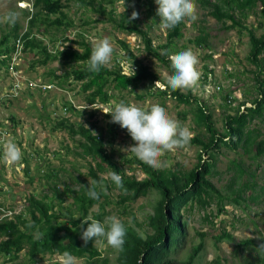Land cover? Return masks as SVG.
I'll list each match as a JSON object with an SVG mask.
<instances>
[{"label":"rangeland","instance_id":"obj_1","mask_svg":"<svg viewBox=\"0 0 264 264\" xmlns=\"http://www.w3.org/2000/svg\"><path fill=\"white\" fill-rule=\"evenodd\" d=\"M21 2H23L22 8H20ZM31 2L32 0H0V39L3 35L11 33L12 24L5 20V15L9 10L18 14L16 21L20 28L18 36L21 37L25 33L28 15L34 11ZM137 7L136 0L126 2L116 0L114 16H119L125 9L132 13ZM146 8L147 5H139L138 10L143 20L139 26L142 31H147L152 41V48L160 52L158 46L166 43L167 31L159 20L153 22L151 19H144ZM153 8L156 13L155 2H153ZM64 13L73 23L67 30L57 31L51 27L45 29V25L42 24L39 25L42 26L39 29L44 31L43 33L34 31L35 37L42 41V45L46 47L49 54H57L65 47L81 52L76 44L80 38H83L92 48L94 42L107 36L114 48L111 63L107 68L113 69L114 64L118 63L124 74L131 73L130 61L122 58L124 54L120 49L119 41H124L136 59L155 71L160 78H167L171 75L167 66L144 52V44L140 37L117 31L102 17L80 9L74 3H70ZM205 13L206 10L197 7L198 19L195 22L185 18L182 29L183 37L175 41L172 48L174 51L170 50L166 58L171 62L172 55L189 49L198 57L197 69L200 72V80L196 89L192 90V95L202 101L208 113L211 114L214 128L218 132H223L224 117L233 114L240 102L255 97L252 72L256 68L247 60L250 50L248 30H252L256 37H259L264 30L259 28L260 19L255 18L253 14H249L242 21V26L246 30L240 27L222 30V25L206 16ZM84 21L90 23L84 24ZM229 24L230 22L227 23ZM200 28L208 34L207 48H200L194 43V38L199 34ZM12 41L9 42L11 45L14 43ZM8 57L10 62L7 66L0 68V219L9 220L17 214H23L24 218L28 219L30 217L27 212L29 197L32 195L50 197L52 190L49 188L52 184L45 175L51 174L53 170L57 172L54 181L59 192H63L66 188L70 191H78L82 184L91 183L88 173L90 168H95V163L90 158L78 155L81 153L79 148L81 137H71L68 132L59 129L56 124L62 120H68L74 129L83 126L93 136L100 135L105 151L111 156L112 161L120 167L126 177L136 180H144L146 176L136 165L124 162L134 157L132 153L120 151L121 148L134 144V141L124 134L121 127L116 128L112 139V133L107 131L111 120L102 111L108 110L120 101L134 103L142 108L159 104L166 109L170 118L187 128L192 136L203 133V129L198 128L195 123V104L189 106L178 104L170 97L160 96L158 91L164 90L162 86H149L143 83L132 93L129 90L118 91L109 88L107 92L111 98L108 105L100 103L90 105L85 102V96L89 93L86 95L81 92L82 82L69 79V73L73 69L82 67L81 63L67 66L61 61H51L46 66L34 64L33 68L32 64L41 60V56L35 50L25 53L16 52ZM50 72H53L51 77L48 76ZM56 76H63L62 81L56 79ZM59 81L62 87L58 86ZM48 84H50L49 90L46 89ZM227 94L230 96L229 99L232 98L235 101H224L223 97ZM67 104H70L73 110H68ZM249 129L256 130L261 138H264L263 121H254ZM8 142L15 143L21 149V160L7 162L3 159V146ZM238 151L240 155L237 159L241 158L245 167L250 166L249 172L255 171L256 186H264V155L258 157L257 160H252L244 156L240 149ZM222 153L217 157L216 165V170L221 173L213 175L210 181L221 194L226 195L228 192L225 187L234 175V172L226 169L229 161L235 159L236 154L226 149H222ZM198 154L199 149L191 146L167 151L161 157L167 163V167L163 169L182 172L190 170L197 163ZM206 158L205 155L204 159ZM108 173H98V176L104 180L109 179ZM245 180L246 176H243L235 187ZM101 185H104V182ZM105 193L111 202L105 207L107 213L105 218L114 215L128 225L139 224L137 229L142 237L150 233L147 217L154 213L156 201L160 199L158 193L151 191L145 197L126 204V207L117 204L119 201L117 190H106ZM250 193L248 190L245 195H250ZM215 198L213 197L206 207H199L195 204L190 209L188 206L181 208L180 212L186 222V234L182 245L172 255L174 261H184L190 249L202 242V251L194 264H211L215 258L222 261L221 264H238L241 261L233 255L234 251L230 242L227 240L215 242L214 237L224 230L231 233L235 240L234 243L253 239L256 245H261L260 239L264 238V195L259 203L247 204L248 209H243L245 205L239 207L227 203L222 212H218V201ZM62 199L61 206L56 199L53 200L56 212L60 210L65 213L67 208L74 209L71 192L64 195ZM97 211L98 205H95L90 212L96 213ZM201 233L206 235L202 237ZM95 246L101 251L98 264H116L118 249L102 241L96 242ZM249 253H252L251 250L246 248L244 255ZM59 257L58 255H47L37 259L34 264H59ZM21 263L28 264L26 250L22 251L14 262L7 261L6 257L0 256V264ZM76 264H85V260L76 258Z\"/></svg>","mask_w":264,"mask_h":264},{"label":"trees","instance_id":"obj_2","mask_svg":"<svg viewBox=\"0 0 264 264\" xmlns=\"http://www.w3.org/2000/svg\"><path fill=\"white\" fill-rule=\"evenodd\" d=\"M115 2L116 0H32L31 4L34 11L29 15L26 13L28 20L25 33L19 37L20 28L15 23L12 24L11 33L3 35L0 39V68L7 66L8 55L13 51L14 43L11 45L9 42L20 39L24 53L35 50L41 56V60L32 64L33 68L34 64L46 66L51 61H61L67 66L81 63L82 67L73 69L69 73V79L74 82H82L81 92L86 95L89 93L85 96V102L90 105L96 103L108 105L111 98L107 92L109 88L118 91L129 90L132 93L143 83L154 86L159 80L162 86L165 85L167 78H160L155 71L144 65L142 61L137 60L124 41H119L120 49L124 54L122 58L130 61L135 75L132 71L129 75L124 74L118 63L114 64L113 69L102 67L99 73L89 72L87 61L90 59L92 48L83 38L76 42L81 52L73 50L71 47H65L57 54L51 55L42 45V41L35 37V30L40 34L44 32L39 29L42 27L39 25L42 24L45 25V29L51 27L57 31L60 29L67 30L71 27L73 23L68 19L64 10L69 7L70 3H74L80 9L102 17L117 31L140 37L144 44V52L162 65L167 66L170 74H172L171 62L166 57L169 56L170 50L174 51L172 48L175 41L183 37L184 21L175 28L166 29V43L158 46V49L161 50L158 52L157 49L152 48V41L148 37L147 31H142L139 26L140 22L143 21L138 10L140 4L147 5L144 19H151L153 22L159 20V17L154 13V0H136L138 7L135 11L139 13V17L131 23H127L131 16V11L128 9H125L119 16H114ZM195 3L197 7L206 10V16L220 23L222 30H232L237 27L246 30L242 26V21L249 14L260 19L259 28L264 30V0H195ZM228 22H230L229 25H227ZM89 23V21H84V24ZM207 37L208 34L203 28H200L199 34L194 38L195 45L200 48H207ZM248 37L250 50L247 60L256 68L252 72L255 82L253 85L255 97L240 102L233 114L224 117L223 132H218L214 128L211 114L208 113L202 101L192 95V90L172 91L163 86L164 90L158 91L160 96L170 97L178 104L188 106L195 104V123L198 128L203 129V133L198 134L199 136H192L187 145L199 149L197 163L190 170L183 172L170 169L158 170L134 156L130 160H124V162L139 167L146 177L144 180L130 179L123 174L120 167L106 153L100 135L93 136L83 126L74 129L68 120L58 122L57 127L68 132L71 137H81L79 141L81 153L78 155L83 158H90L95 163V168H90L88 174L91 181H97L96 190L101 192L100 199L93 200L85 194L83 185H87L86 183L82 184L78 191H70L66 188L63 192H59L54 181L57 172L53 170L51 174L45 175L53 185V188L52 185L49 188L52 190L50 197L45 195L29 197V210L27 212L30 217L28 219L24 218L23 214H17L9 220L0 219V256L6 257L7 261L14 262L19 258V254L26 250L28 264H34L37 259L47 255L60 256L64 251H68L75 258L84 259L85 264H98L101 251L96 249L95 243L98 241L106 242V240L89 241L85 245L81 239L83 230L81 223L88 216L103 222L107 215L105 207L111 204L105 191L115 189L119 193L117 204L123 207L145 197L151 191L160 195V199L156 201L154 213L147 217L150 233L145 237H142L138 232L139 224L131 226L123 222L126 228V236L124 237L123 249L118 250L116 264H194L202 251V242L190 249L188 257L184 261H174L172 258L175 251L182 245L186 234V222L180 212L181 208L188 206L190 209L195 204L199 207H206L213 197H216L219 206L218 212L224 211L223 208L227 203L239 207L245 205L243 209H248L246 208L247 204L259 203L264 195V186H256L255 171L249 172L250 166L245 167L241 158L237 159L240 155L238 149L242 151L244 156L252 160H257L258 157L264 155V138H261L260 133L256 130L249 129L251 123L256 120L263 121L264 124V32L256 37L252 30H248ZM52 74L53 72H50L48 76L51 77ZM62 77L56 76V79L61 80ZM57 84L62 87L60 81ZM228 95H224V101H235V99H229L230 96ZM248 104L249 106H247ZM66 108L73 110L70 108V104H67ZM107 117L111 120L110 115ZM117 127L120 126L111 121L108 123L107 131L112 133V139ZM122 130L128 138H131L126 129ZM222 149L236 154L235 159L229 161L226 169L234 172L233 177L225 187L228 192L226 195L221 194L210 181L213 175L221 173L216 170V165L217 157L223 154ZM205 155L207 156L206 159H204ZM111 171H117L123 177L124 187L128 190L127 194L124 193L123 189H118L110 178L104 180L98 176V173ZM243 176H246V180L235 187ZM103 182L104 185H101ZM102 189L103 191H101ZM248 190L251 192L250 195H245ZM70 192L72 193L74 209L67 208L65 213L60 210L56 212V205L53 200L56 199L61 206L63 196ZM95 205H98V211L96 213L90 212ZM83 227L86 228L87 225L85 224ZM200 235L203 237L206 234L201 233ZM214 239L216 243L223 240L231 243L233 255L241 261L238 264H264V250L258 248L260 245H256L255 240L246 239L234 243L235 240L231 233L226 230L215 236ZM260 240L261 244H264V238ZM246 248H249L252 253L245 256ZM101 262L103 263L104 259ZM221 262L215 258L211 264H221Z\"/></svg>","mask_w":264,"mask_h":264},{"label":"clouds","instance_id":"obj_3","mask_svg":"<svg viewBox=\"0 0 264 264\" xmlns=\"http://www.w3.org/2000/svg\"><path fill=\"white\" fill-rule=\"evenodd\" d=\"M154 2L157 5L156 15L165 29L175 28L185 18L192 22L198 19L195 0H154ZM22 4L23 2L20 3V8H22ZM138 17L139 13L133 10L127 23H131ZM17 19L18 14L15 11L9 10L5 15V20L9 24L14 25ZM17 40L20 41V39ZM17 40H14L13 51L10 54L23 53L22 43L18 47ZM113 52L114 48L107 36L98 39L92 45L90 59L87 61V70L91 73H99L102 67L110 65ZM170 59L173 73L167 77L163 86L172 91L195 90L200 80V72L197 69L198 57L189 49L172 55ZM130 67L135 75L132 65ZM49 85L47 90L50 89ZM155 86H162L159 80L156 81ZM102 112L110 115L112 123L126 129L134 141V144L121 148L120 151L130 152L145 164L158 170L167 167V163L161 159L165 152L183 149L192 139V133L182 127L178 121L170 118L166 109L159 104L142 108L134 103L120 101ZM3 149L5 161L17 162L22 159L21 149L15 143L8 142L3 146ZM108 177L118 189H123L127 194L128 190L124 187L123 177L117 171L109 172ZM83 186L85 194L90 199H100L101 192L96 190L97 181L93 180L90 184ZM85 224L86 228L83 227ZM81 228L83 229L81 239L85 245L89 241L106 240L108 246L118 250L123 249L126 228L117 216H108L103 222L88 216L82 220ZM258 248L264 250V244ZM59 264H76V258L70 252L64 251L59 257Z\"/></svg>","mask_w":264,"mask_h":264},{"label":"built area","instance_id":"obj_4","mask_svg":"<svg viewBox=\"0 0 264 264\" xmlns=\"http://www.w3.org/2000/svg\"><path fill=\"white\" fill-rule=\"evenodd\" d=\"M21 42L17 40V46L20 47Z\"/></svg>","mask_w":264,"mask_h":264}]
</instances>
